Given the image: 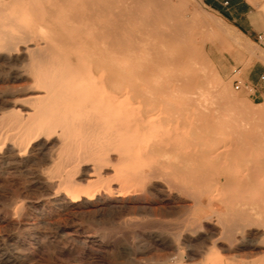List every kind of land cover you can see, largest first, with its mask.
<instances>
[{
    "label": "bare ground",
    "instance_id": "1",
    "mask_svg": "<svg viewBox=\"0 0 264 264\" xmlns=\"http://www.w3.org/2000/svg\"><path fill=\"white\" fill-rule=\"evenodd\" d=\"M176 5L173 0H0V61H26L18 77L27 79L22 90L31 93L29 110L1 117L8 129L0 152L13 145L29 156L41 139H55L59 150L43 180L62 185L63 197L80 206L158 187L190 196L198 211L213 208L216 198L227 221L264 226V211L262 218H251L250 200L239 202L252 183L264 194V145L253 146L259 136L243 127L230 134L235 138L224 139L226 126L217 114L225 105L241 109L243 102L231 91L225 102L211 93L212 75L191 63L208 65L205 42L196 40L201 25L184 22L185 10L178 12ZM243 110L264 124V111L247 105ZM237 135L250 144L237 146ZM115 161L117 187L107 181L91 191L78 182L86 165L92 164L89 175L99 182ZM231 188L228 196L215 194Z\"/></svg>",
    "mask_w": 264,
    "mask_h": 264
},
{
    "label": "rangeland",
    "instance_id": "2",
    "mask_svg": "<svg viewBox=\"0 0 264 264\" xmlns=\"http://www.w3.org/2000/svg\"><path fill=\"white\" fill-rule=\"evenodd\" d=\"M173 1L177 4L175 9L178 12L185 10L186 16L182 17L184 22L193 19L201 25L197 30L200 34L196 35V40H204V55L212 70L200 61L192 59L191 63L200 72L212 75L211 93L215 92L214 95L225 102L226 93L231 91L232 95L243 102V108L231 110L236 106L229 109L223 105L224 102L219 101L224 107L217 114V119L220 124H224L222 127L226 126L223 128L224 139L231 138L230 134L241 130L254 131L259 137L253 146H263L264 124L246 114L247 117L244 116L243 109L247 105L264 111V107L249 99L248 89H236L234 81H240V77L237 74H221L213 57L215 53L222 54L236 47L239 40L230 23L205 0ZM263 4L264 0H256L253 3L254 9H261ZM255 49L261 50L258 45L253 44L250 50ZM10 62L0 61V119L16 109L20 112L24 110V113L29 110L28 105H31V93L22 90L27 79L18 77L26 61ZM23 79L26 81H22ZM230 113L234 114L233 117ZM229 118L235 120L229 121ZM215 119L216 117L214 121ZM240 121L243 124L239 125ZM229 124L232 126L229 127ZM6 127L0 125V146L8 129ZM238 138L240 141L236 143L237 146L250 144ZM56 142L55 139H41L29 152V156L19 154L13 145L1 149L0 264H264V226H241L227 221V216L223 215L225 209L216 198L213 200V208L204 206L200 211L190 196L176 193L169 195L158 187L144 188L133 193L126 191L123 196L113 193L81 206L67 201L63 197L62 185L57 187L59 185H50L43 180V173L52 167V158L59 150V143ZM88 165L81 169L78 180L81 186L92 191L101 189V184L110 181L112 187H117L114 182L115 169L120 168L117 161L109 164L110 169H105L99 182H94V176L90 177L92 164ZM253 187H256V183H252L243 192L239 202L250 200V217L260 219L264 211V194ZM234 189L216 190L215 194L228 196ZM207 193L201 196L204 202H207L211 194ZM213 193L214 191L212 195H215ZM213 210L218 212L219 219L225 221L224 224L218 223V214Z\"/></svg>",
    "mask_w": 264,
    "mask_h": 264
},
{
    "label": "crops",
    "instance_id": "3",
    "mask_svg": "<svg viewBox=\"0 0 264 264\" xmlns=\"http://www.w3.org/2000/svg\"><path fill=\"white\" fill-rule=\"evenodd\" d=\"M255 1L205 0L230 23L239 40L233 50L214 54L218 70L225 76L237 74L241 79L240 87L249 90V99L254 104L264 105V43L256 40L257 34L264 31V4L255 10ZM253 44L261 50L251 51Z\"/></svg>",
    "mask_w": 264,
    "mask_h": 264
},
{
    "label": "built area",
    "instance_id": "4",
    "mask_svg": "<svg viewBox=\"0 0 264 264\" xmlns=\"http://www.w3.org/2000/svg\"><path fill=\"white\" fill-rule=\"evenodd\" d=\"M227 3V1L225 2ZM256 40L259 42V43H264V31L263 32H260L257 34V37H256ZM241 86V81L237 80L235 82V88L236 89H239Z\"/></svg>",
    "mask_w": 264,
    "mask_h": 264
}]
</instances>
